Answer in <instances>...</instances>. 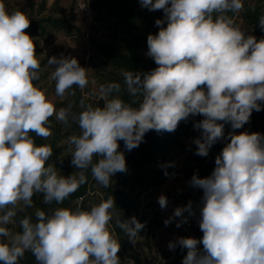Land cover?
Returning a JSON list of instances; mask_svg holds the SVG:
<instances>
[{"label": "clouds", "instance_id": "1", "mask_svg": "<svg viewBox=\"0 0 264 264\" xmlns=\"http://www.w3.org/2000/svg\"><path fill=\"white\" fill-rule=\"evenodd\" d=\"M149 11L162 10L159 32L147 37L148 51L157 67L148 73L123 72L133 107L112 97L120 85L100 89L103 106L81 101L76 117L81 134L68 138L71 163L78 171L63 176L48 161L50 145H36L30 133L51 136L50 118L67 123L70 108L57 109L44 90L34 84L40 79V61L34 38L26 33L31 20L23 11L6 10L0 0V262L18 264L30 251L37 264H121L120 242L109 229L113 220V197L90 210L37 209L36 220L25 216L20 232H11L18 211L33 207L34 194L43 203L62 204L87 182L86 170L109 188L112 176L126 172V159L119 141L131 151L147 132H174L190 115L204 118L194 125L202 136L194 143L196 155L207 156L210 147L224 135V124L240 129L253 110L264 103V39L234 24L225 13L243 10L242 0H140ZM213 14H216L215 17ZM167 23V26H163ZM264 29V16L259 20ZM55 65L50 79L56 95L63 98L73 86L84 89L87 69L74 57L48 59ZM230 142L215 159L206 178L193 175L190 183L203 190L199 228L200 240L181 237L187 249L183 264H264V135L254 132L230 134ZM94 157L99 159L94 162ZM167 174V173H166ZM158 203L167 207V197ZM187 212L188 216L184 213ZM192 202L177 207L167 226L176 227L194 215ZM121 230L134 242L144 227L134 216L116 217ZM6 238V239H5ZM203 245V251L198 245ZM172 250L176 243L168 245Z\"/></svg>", "mask_w": 264, "mask_h": 264}, {"label": "trees", "instance_id": "2", "mask_svg": "<svg viewBox=\"0 0 264 264\" xmlns=\"http://www.w3.org/2000/svg\"><path fill=\"white\" fill-rule=\"evenodd\" d=\"M244 5V0H242ZM44 3L42 4V7ZM92 13L91 20L94 24L101 25L111 35L110 42H102L93 40V50L99 53L103 58L105 65L109 67L102 76V85L107 86L110 83L120 85V91L113 92L112 97H119L126 103H131L133 107L138 106L135 98L131 97L126 89L123 72L130 71L134 73H148L154 70L157 66L152 65L145 55L147 46V37L149 34H157L159 26L155 24L157 19H164L162 10L149 11L141 6L140 0H88L87 3ZM227 16L236 19L237 15L243 20L246 27V35H253L257 41L264 39V29L259 26L261 16H264V4L260 6L250 7L244 6L239 13L227 12ZM214 17L216 14H213ZM30 27L26 29V33L34 40L36 38L49 41L48 37H53V32H70L73 29L72 22L74 16L68 19L47 16L40 19H30ZM163 26H167V23ZM35 43V42H34ZM36 45V44H35ZM37 46V45H36ZM83 67V64H80ZM40 64V70L42 69ZM39 70V71H40ZM103 70V69H102ZM70 92L74 95H69V98L59 102L56 106L60 108H70L67 123L56 122L53 117L50 121L54 122L51 126V136L47 139L38 137L35 133H30L34 138L36 145H50L53 149V155L48 163L53 164L63 176H69L78 171L72 165L71 151L65 150L69 147L63 145L68 141L70 136L81 134L76 117L83 110L81 101L83 100L82 91L78 86H73ZM204 117L201 115H190L186 120L179 122L178 127L174 132H156L150 130L143 138V142L131 151L124 144V141H119V151L123 152L126 159V172L115 174V183L109 188L100 185L92 176L91 169L86 170L85 175L87 182L73 194H71L62 204L43 203V194L37 193L32 197L33 207L26 208L23 211H18L14 218L15 223L7 225L10 230L20 232L22 229L19 226V221L25 216H31L35 222V211L37 209L44 210L50 213L55 208H69L76 210H90L94 205H98L102 201H106L109 197H113L115 207L111 210L113 220L109 223L110 231L120 242V248L127 249L130 246L131 240L119 228L116 223V217H121L122 220H128L133 216L139 221L142 216V210L147 207L144 205V199L151 198L156 190L163 186L173 174V168L162 161L160 155L166 150L175 148L184 150L186 147L183 138L189 139L188 152L194 163L191 169L190 179L182 197L185 201L184 206L189 201L192 202V207L197 204L199 199L203 197V190L191 185L190 181L193 175L199 178L210 176L215 168V159L221 153L222 149L230 142V134H239V129H233L230 122L220 121L224 124V135L218 139L209 149L207 156L196 155V145L194 141L202 136V130L194 127L196 123ZM248 133L258 132L264 135V103L261 104V110H253L249 121L242 127ZM72 147V146H71ZM94 157V162L98 160ZM167 173V174H166ZM99 190L97 203H87L91 193ZM78 202H80L78 207ZM188 216V213L185 212ZM188 219L191 220L190 217ZM198 221H191L192 227L199 226ZM161 227V223L153 222L150 227V234L155 235L156 231ZM187 254V249L182 248L178 241L175 248L174 257L170 260L159 264H183V259ZM133 256V255H131ZM134 257V256H133ZM2 264V262H0ZM18 264H37L35 257L30 251H26L24 256L18 261Z\"/></svg>", "mask_w": 264, "mask_h": 264}, {"label": "rangeland", "instance_id": "3", "mask_svg": "<svg viewBox=\"0 0 264 264\" xmlns=\"http://www.w3.org/2000/svg\"><path fill=\"white\" fill-rule=\"evenodd\" d=\"M2 2L9 12L16 10L23 11L29 19H40L47 16L68 19L74 16L72 22L73 29L70 32H53V37H48L49 41L39 38L34 40L37 45V58L40 64H42V69L39 71L40 79L34 81V84L45 91L46 96L55 106L59 102L68 99V93H65L63 98L56 95L55 81L50 79L55 65H49L48 59L53 56L57 58L61 56L74 57L78 60L79 64H83V67L87 69L88 84L84 89H81L83 103L85 105L91 104L93 107H102L104 97L100 92L103 86L101 78L109 67L104 64L100 54L95 53L93 50L92 39L108 43L112 40V37L101 25L94 24L91 19L89 20L79 10V4H87L88 0H2ZM43 3L45 7H42ZM262 4H264V0H244V6L252 8ZM233 22L242 30L246 29L240 16L237 15L236 19H233ZM147 51L148 47L146 48L145 55ZM146 57L150 62L152 60V65H156L152 58L147 55ZM104 68H106V71ZM53 119L56 122H60L55 116H53ZM50 124L54 126V122L50 121ZM241 132L247 131L240 128L239 133ZM183 142L186 147L184 150L172 148L160 155L162 161L173 168V173H176V177L174 179L170 178L163 186L156 190L151 198L144 199V205H147V207L142 210V216L139 219V222L144 227L138 232V235L134 238V242L131 241L130 246L126 250L120 248L118 256L121 264H159L174 257L176 247L170 250L168 247L170 242L177 244V241L181 237H193L198 240L202 238L203 233L199 226L192 227L190 225L191 221H198L201 218L202 199H199L197 204L192 207L195 214L189 216L191 220L188 219L187 223H183L179 228L176 227L179 218H173L167 226L164 223L166 219L173 216L174 210L177 207H184L185 201L182 194L187 188L191 169L194 166L188 152L189 139L184 137ZM68 144V141L63 143V145ZM70 149L71 146L69 145L65 151L70 152ZM111 180L113 184L116 182L115 175L112 176ZM90 195L91 197L88 198L87 203L96 204L97 198H100L99 190L97 189ZM161 195L166 196L168 201L167 207L164 209L158 203V198ZM153 222L161 223V227L156 231L154 236L150 234V227ZM10 231L13 232L12 230ZM198 249L203 251V245H198Z\"/></svg>", "mask_w": 264, "mask_h": 264}, {"label": "built area", "instance_id": "4", "mask_svg": "<svg viewBox=\"0 0 264 264\" xmlns=\"http://www.w3.org/2000/svg\"><path fill=\"white\" fill-rule=\"evenodd\" d=\"M79 10H81L83 12V15L85 17H87L89 20L92 18V13L91 10L89 9L88 5L83 3V4H79ZM176 177V173L174 172L171 175V178L174 179ZM80 202H78V207H79Z\"/></svg>", "mask_w": 264, "mask_h": 264}]
</instances>
